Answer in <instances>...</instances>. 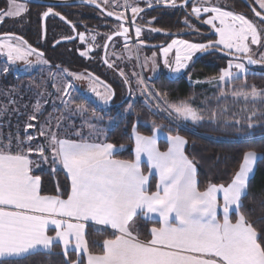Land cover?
<instances>
[{
	"label": "snow or ice",
	"instance_id": "snow-or-ice-1",
	"mask_svg": "<svg viewBox=\"0 0 264 264\" xmlns=\"http://www.w3.org/2000/svg\"><path fill=\"white\" fill-rule=\"evenodd\" d=\"M83 2L94 4L101 12L120 21L118 31L108 35L107 40L110 41L112 35L125 36L127 39L129 28L124 25V21L128 17L124 11H106L98 0ZM108 2L109 0H103L104 5ZM156 3L177 6V0H156ZM255 4L259 10L254 7L253 12L259 17L261 24H264V0H255ZM113 7L130 10L133 25L143 11L140 7L129 4L128 0H124L123 4L113 0ZM23 11L25 8L22 4L10 0V10L6 14L19 16ZM201 12L214 14L203 22L213 26L218 38L209 44L173 40L161 50L165 66L170 71L180 72L187 67V62L196 52L217 45L229 50L226 55H233L237 61H230L228 67L221 70L220 83L231 82L237 73H246V65L264 64V53L260 54L259 60L255 59L248 43L250 41L251 45H261L264 27L258 26L243 14L222 10L218 5L209 3V0H201L199 5H193L192 13L197 19ZM42 15H59L61 20L69 23L51 7ZM214 21H218L220 26L217 27ZM73 30L75 31L74 25ZM135 30L139 37L142 29L137 26ZM150 30L161 31L154 27ZM78 36L82 43L86 42L84 33H78ZM15 39L21 40L18 36ZM91 40L95 42L96 36L92 35ZM21 43L26 44L23 41ZM104 47H108L107 43ZM174 47L175 67H172L167 57ZM0 49H6L2 54L10 62L25 60L28 63L26 57L36 53L39 62L47 63L41 59L43 54L37 53L35 48L22 49L19 45L0 43ZM88 50L91 51V48ZM236 53L243 56H236ZM80 54L87 55L86 52ZM241 60L244 62H240ZM105 63L109 67L113 66L108 60ZM67 74L75 79L84 78L79 74ZM88 76L92 77V74L89 73ZM215 79L214 77L213 80ZM99 83L104 85L103 81ZM125 83H128L126 78ZM138 83L143 84L144 81L140 80ZM72 87L68 83L62 90L63 94L70 97ZM104 87V94L95 87L91 91L107 104L112 93L107 85ZM221 94L224 95L223 92ZM232 94L237 99L242 98L245 103H264V90L255 86L250 89H233ZM63 102L67 105L72 101ZM164 104L169 117L174 113L177 120L198 122L204 118L186 102L172 104L165 100ZM34 108L38 112L39 103ZM75 111L85 113L87 109L78 105ZM253 116L255 112L248 120L251 121ZM210 118L215 119L216 113H212ZM35 119L36 115L29 117V120ZM235 123L239 124L240 121L236 120ZM251 126L249 123V127ZM26 127L31 128L33 125L28 124ZM158 131L157 126L153 125L154 135L141 136L134 129L135 159L131 161L113 159V145L110 143L61 139L55 132H46L43 126L39 134L46 138L47 147L37 145L32 148L30 142L35 138L31 135L26 137L29 142L26 149L19 137L16 138L15 145L11 139L7 144L0 143V258L26 259L37 253L51 254L53 247L59 244L65 260L69 259L70 250L77 256V260L71 261V264H82L79 259L81 253L87 258V264H264V233H258L241 212L242 199L246 197L249 186V174L253 173L258 154L252 150L246 151L239 170L226 186L209 184L204 191H200L195 179L194 164L184 152L186 140L179 135H168V149L161 152L156 146ZM76 135L81 133L77 132ZM33 153L45 163L49 160L46 153H51L53 172L56 171L57 164L62 165L71 182L67 199H62L59 195H41L40 177L32 175L33 161L30 156ZM142 156L147 158L149 173L154 170L158 176L156 190L152 192L147 187L149 176L141 168ZM218 193L223 194L222 221L217 216ZM233 206L235 222L229 217ZM139 216L159 218V226L150 229V239H140L139 233L132 229ZM86 222L103 226L102 230H112V238L103 240L99 253L90 251L85 234ZM50 225L54 226V235L48 234Z\"/></svg>",
	"mask_w": 264,
	"mask_h": 264
},
{
	"label": "trees",
	"instance_id": "trees-1",
	"mask_svg": "<svg viewBox=\"0 0 264 264\" xmlns=\"http://www.w3.org/2000/svg\"><path fill=\"white\" fill-rule=\"evenodd\" d=\"M183 1L181 0L180 2ZM248 1L255 7L254 0ZM197 2L195 1L192 5H196ZM224 3L222 6L224 10H229L237 14L243 13L246 17L250 16V18L255 20L253 15L240 1L226 0ZM137 4L143 8L148 6L147 3L141 0ZM73 10L70 16L74 18L84 16L79 12H73ZM170 11L172 12L169 13ZM186 15L187 13L182 10H158L148 13L149 18L158 17L157 19L159 21L155 22V26L161 29L160 32L166 33L167 35L145 33V37L152 38V41L144 38V42L152 44L155 41L158 43V46H155L156 48L152 50H144H159L169 44L174 38L184 39L196 44H209L216 40V37L210 34L211 29L204 24L203 19H192L190 24L191 26L193 25V29H189L184 19H182ZM30 21L31 45L37 47L38 45L36 46V43L41 44L37 48L42 52L47 64L51 67H60L71 72L75 68L80 70L84 68L89 69V64L85 62V59L76 54L75 41L61 39L59 35L64 34V32L55 31L56 25L51 20L45 23L43 29L40 16L32 12ZM54 21L57 25L60 23L63 26L67 25L66 27L72 28L65 20L56 21L54 19ZM79 21L74 22L77 24ZM153 24L154 22L152 26ZM174 27L183 28L185 29V33L194 32V34L184 37H173L172 35H177L172 31ZM193 37H196V39ZM258 48H263L262 43ZM115 53L117 52L112 51L110 57L108 55L105 57V60L111 63V55ZM207 57L209 58L208 60L206 59ZM207 57L197 61L193 59L183 73V76L177 79L168 77V74L161 73L156 77L145 78L146 83L153 93H160L161 95L159 97L166 99L169 103L179 104L191 100L196 101L201 96V90L189 85L186 80L190 78L191 80L200 81L214 77L217 78L221 70L226 68V62L231 61L219 55H210ZM115 61V63L111 64L117 70L121 68L129 70L128 65H126L127 67L122 65L123 63L118 65L117 63L119 61ZM100 63L104 66L106 65L104 61H100ZM16 74L18 75L16 77L11 74L0 75V87H9L11 85L23 87L25 83H28L35 76L34 73L25 75L16 72ZM243 82L249 88L255 86L257 89L264 90V69L251 70V73L246 75L243 80H236L234 84H242ZM87 98L88 100L84 104L88 103L91 105L90 108H95L94 102L96 104L98 103L96 101L90 102L92 99L89 96ZM128 104L115 102L110 107L106 104L100 105L104 109L103 112L108 113L106 117L116 121L115 126L107 133L105 143L112 144L114 148H124V151L114 156L116 160H133L132 133L134 129L141 136H152L153 127L148 125H156L161 132L167 135H179L186 140L185 155L193 162L196 169L198 189L204 191L209 184L227 185L230 183L235 172L239 170V166L243 161V154L249 150L255 151L258 154L259 160L256 163L254 174L248 182L247 195L242 199L241 212L253 224L258 233H264V206H262L264 205V125L260 126L251 136L246 134L239 137L233 126L218 127L210 123H202L196 126L182 123L173 124L167 118L151 113L140 100L132 104L130 115L116 117L114 113L122 111ZM49 113L50 108L47 106L43 114L38 117L37 125L43 122ZM181 125H184V128ZM158 146L161 152L166 150L164 142L160 141ZM31 168L32 175L40 177L41 195H59L62 199H67V195L70 192V185L61 166L57 165L55 172H53L52 164L40 165L38 168H35V164H32ZM142 171L144 174H148L145 167H142ZM155 186V179L151 177L148 191H155ZM230 219L235 222L236 216L232 214ZM154 226L159 225L157 222L144 221L140 217H137L133 223L134 229L139 233V237L142 240L150 239L149 230ZM85 234L90 251L93 253H99L101 251L104 239L112 238L110 231L102 230L91 225L86 226ZM79 259L84 264L83 259L80 257ZM76 260L77 256L75 253H70L69 259L65 260L60 248L54 246L51 254L37 253L28 256L26 259L2 260L0 264H71V261Z\"/></svg>",
	"mask_w": 264,
	"mask_h": 264
},
{
	"label": "rangeland",
	"instance_id": "rangeland-1",
	"mask_svg": "<svg viewBox=\"0 0 264 264\" xmlns=\"http://www.w3.org/2000/svg\"><path fill=\"white\" fill-rule=\"evenodd\" d=\"M141 1L145 2V0ZM210 1H212V5H218L222 10H224L222 6L225 4L224 2H226V0H209V2ZM138 2H140V0H129L130 4H136ZM200 3L201 0H199L196 5H199ZM255 7L257 10H259L258 5L255 4ZM171 12L172 11L169 13ZM213 15V13L201 12L200 17L204 16L202 18L204 21L211 18ZM246 18L255 22L258 26L264 27V25L256 22L250 18V16H247ZM214 23L217 27L220 26L218 21H214ZM187 25L189 29H193V25L191 26L190 23ZM206 25L211 29L210 34H213L217 39L218 37L213 26L209 24ZM172 31L177 35L185 33V29L180 27H174ZM193 38L196 39V37ZM173 40L187 41L180 38H174ZM0 43L7 44L11 42L8 40H3ZM248 43L250 47H253L250 42ZM127 45L128 47L123 49L122 59L119 58L120 55L117 53L111 55V63H115V60H117L119 61L117 63L118 65L120 63H123L122 65L125 66L128 65L134 84L131 94L132 103H129L122 111L114 113L116 117H126L130 115L132 104L135 102V100H140L151 113L158 116H163L173 124L182 123L196 126L202 123H210L218 127L233 126L234 129H236L239 137H242L246 134L251 136L260 126L264 125V103L260 101L255 103L249 101L248 103H245L242 98L237 99L232 94L233 89L239 90L244 87L249 88L245 82L242 84H234V81L239 79L243 80L246 75L251 73L250 70H248L246 73H237L231 82L225 83H220L219 77H217L215 80L211 78L200 81H195L188 78L186 80L187 83L195 88L200 89L201 96L196 101L191 100L186 103H188L190 107L195 109L204 118L201 121L192 122L190 120H177L175 119L174 113L172 117H169L168 111L164 110L166 107L164 101L166 99L153 93L146 83L145 78L146 75H148L145 73L146 67L148 72L149 70H152V73L149 72L151 75L155 69L154 66L151 67L148 65V53L141 48H136V43L131 37L128 40ZM262 45L264 47V40H262ZM258 46L259 45H256L253 48H255L257 52L264 53V48L260 49ZM177 47H179V45H177ZM209 48H217L226 53L229 51L227 49H223V47L219 45ZM4 51H6V49H0V75L11 74L15 77L18 76L16 74L15 68L6 63L9 60L6 55L2 54ZM173 53L174 55L176 54V47H174L168 54L167 59L172 67H175V59L174 62L171 59L173 57ZM160 54H162L161 51ZM235 55L241 57L243 56V54L240 53H236ZM154 57V54H152L150 60ZM206 59L208 60L209 58L207 57ZM259 59L260 55L257 57V60ZM188 62L187 67L189 66ZM229 62L230 61L226 62V68L228 67ZM232 62L235 63L237 61ZM35 64H38V66ZM187 67L182 68L180 72H172L169 70V68L168 71L171 75V78L177 79L183 76V73ZM5 69L7 70L5 71ZM32 71H34L33 73L35 74L34 78H32L28 83H25L23 87H16V85L0 87V143L7 144L9 139H11L12 144L15 145L17 142L16 138L19 137L20 141L24 142L23 147L26 149L29 146V142L26 141V137L31 135L35 138L30 142L32 148H35L37 145H43L47 147L46 138L39 134L42 126L46 132L49 134L55 132L61 139H87L90 142H105L107 133L115 126L116 121L106 117L108 113L103 112L104 109L100 107V105L105 104L104 102H97L98 104L94 102L95 108H90L91 105L88 103L84 104V102L88 100L87 97L90 95V91L79 88L83 82L81 79H74V76L68 75L67 73H73L69 70L61 69L60 67H51L47 63L39 62L37 56L34 58L32 57L30 66L26 70V75ZM140 80H143L144 83H138ZM68 83H71L73 86L70 97L65 96L62 91ZM145 88H147V91H144ZM222 92L224 95L221 94ZM91 99L92 101L90 102H93L96 98L92 97ZM66 100H70L72 102L66 105L63 102ZM37 103L40 105L38 112L35 111L34 108ZM78 105H82L87 109V111L85 113L76 112L75 109ZM158 105H160V107H158ZM47 106L50 108L49 115L43 122L37 125L38 117L43 114ZM253 112H255V116H253L251 121H249L248 117L252 116ZM212 113H216L215 119L210 118ZM31 115H36L37 119L29 120ZM236 120H239L240 123L236 124ZM249 123H251V127H249ZM28 124H32L33 127H26ZM148 126L153 127L151 124ZM181 127L184 128V125H181ZM158 130L159 131L157 133L165 134L161 132L159 128ZM77 132H80L81 135H76ZM15 150V147H13V151ZM46 154L49 156L48 163H45L35 153L30 156V159L33 161L32 164H35V168H38L40 165L44 166L52 164L51 153Z\"/></svg>",
	"mask_w": 264,
	"mask_h": 264
},
{
	"label": "flooded vegetation",
	"instance_id": "flooded-vegetation-1",
	"mask_svg": "<svg viewBox=\"0 0 264 264\" xmlns=\"http://www.w3.org/2000/svg\"><path fill=\"white\" fill-rule=\"evenodd\" d=\"M57 1H63V0H57ZM196 1H199V0H196ZM98 2L101 3V5L106 9V11H121V8L116 9L113 7V0H109L107 5H104L103 1H98ZM117 2L122 4L121 0H117ZM211 2L212 1H210L209 3ZM15 3L22 4L25 8V11L21 12L19 16H8L6 13L10 10V0H0V13H3V15H0V42H2L3 40H8L11 42V44L19 45L22 49L26 47H31V48H35L37 50V53H42L38 49L39 48L38 46H41V44H37V43L35 44L36 46L38 45L37 46L38 48L31 45L30 17H31L32 12L38 14L41 18V25H42V19H43L42 14L46 12L50 6L44 7V6H38V5H31V4L20 2V1H15ZM128 3H129V0H128ZM180 3L181 2L177 4H180ZM192 4L188 6L185 9V11L182 10L183 12L187 13L186 17L184 16L182 18L184 19L185 23L187 21L186 24L191 23L192 19L201 20L204 17L203 16L197 19L194 16V14L192 13V7H193ZM133 5L140 7L137 3L136 4L133 3ZM148 7H149V4L147 7H144V8L140 7V8L146 9ZM51 8L53 9L55 13H59L60 15H63L65 19L69 22V24L72 26V28L66 27L67 25L63 26L60 23L57 25L54 19L56 21L61 20L59 15H49L46 18L45 23L48 20H51V22L56 25L55 31H58L61 33L64 32V34L59 35L61 39L68 40V41L70 40L75 41L74 44H75L76 54L80 57H83L85 59V62L89 64V69L84 68L80 70L78 68H75L72 71L73 73L79 74L80 76L84 77L81 79L83 82L81 83L79 88L90 91L89 97L96 98L94 101L103 102L95 93L91 91V89L95 87L98 92H100L101 94H104L106 91L104 85H107L108 88L111 90L112 97L106 105L110 107L111 104L115 102L132 103L131 94H132V88L134 87V84L131 78L132 77V75L130 74L131 72L129 70H126L125 68H121L117 70L114 66L109 67L107 64L104 66L100 63V61L101 62L103 61L102 57H103V52L105 49L104 45L108 41L106 37L118 31V24L120 22L112 21L108 19L106 16H104L99 9L88 7V6L87 7L86 6H73V7L53 6L52 7L51 6ZM72 10L73 12H79L80 14H83L84 16L76 17V18L72 17L70 16V13ZM178 10H181V9H178ZM153 12H156V11H153ZM240 14H243V13H240ZM243 15L246 17L245 14ZM132 18H133V14L130 11V15L127 20H131ZM157 18L158 17L149 18L148 13L142 14L138 18L135 26H133L132 28L128 27L129 32L127 33V39L125 38V36L112 35V37L114 36L116 37L108 44V47L106 48L105 57H107L108 55L110 56L112 51H116L118 55H120L119 58L122 59L123 49L126 48V44L128 40L130 39V37L136 43V46H137L136 48H141L142 50L144 49L149 50V48H147L144 45L158 46L157 45L158 43L155 41L151 44V43H146L143 40L144 38H147L146 40L149 39L148 36L145 37L146 35L145 33L153 34L152 32H149L146 29H151L153 28V26L156 28L155 22L159 21ZM74 21H79V23L77 22L76 24ZM149 22H151V24H149ZM153 22L154 24L152 26ZM73 25L75 26V31L73 30ZM137 26L142 29L141 35L139 37H137L136 30H135ZM78 33L85 34L86 42L84 43L81 42V40L79 39ZM92 35L96 36L95 42L91 40ZM17 36L20 37L21 40L19 41L16 40L15 37ZM151 39H149V41H152ZM21 41L26 42V44H22ZM167 45L163 47H167ZM89 48H91V51L88 50ZM162 48H160L159 50H153V51L145 50L148 53V56H147L148 65H150L151 67L154 66L155 68L152 75L150 74L152 73V70H149L150 73L146 75L147 79L151 77H156L161 73L162 74L169 73L168 67L165 66L164 61L162 62V59L160 56V50ZM81 52H86L87 55L82 56L80 54ZM152 54H155L154 55L155 57L150 60ZM35 56H37L36 53H33L32 55L27 56L26 60L28 61V63H26L25 60H17L15 62L7 61L6 63L14 67L16 72L26 75V70L30 66V61L32 57L34 58ZM41 59L45 60L43 56ZM171 59L174 62L173 57ZM35 65L38 66V64H35ZM35 70H36V67H35ZM33 72L34 71H32L31 73ZM121 72H123V75H121ZM31 73H29L28 75H30ZM89 73L92 74V77L88 76ZM93 77L97 79H93ZM125 78L128 80V83H125ZM100 81H103L104 85H101L99 83ZM136 101L137 100H135V102Z\"/></svg>",
	"mask_w": 264,
	"mask_h": 264
},
{
	"label": "water",
	"instance_id": "water-1",
	"mask_svg": "<svg viewBox=\"0 0 264 264\" xmlns=\"http://www.w3.org/2000/svg\"><path fill=\"white\" fill-rule=\"evenodd\" d=\"M15 1H20V2H25V3H28V4H31V5H38V6H44V7H53V6H62V7H73V6H88V7H92V8H96V9H99L101 11L100 8H97L94 4H86L83 2V0H63V1H57V0H15ZM196 0H184L183 2H181L180 4H177L176 7H171V6H166V5H161V6H151V7H148L146 9H143V11H141L139 13V17L142 15V14H146V13H150V12H153V11H158V10H178V9H181V10H184L190 6L192 3H194ZM240 1L241 3H243L245 5V7L249 10V12L253 15L254 19L261 24L260 20H259V17L255 16L254 12H253V6L250 4V2L248 0H238ZM183 5V6H181ZM104 16H106L108 19L112 20V21H116V22H120V21H117L114 17H111V16H108L106 14V12H101ZM48 17V16H47ZM47 17H43L42 19V27L44 29V26H45V21H46V18ZM138 17V18H139ZM138 18H136L135 20V24L138 20ZM132 19L131 20H125L124 21V25L129 27V28H132L133 26H135V24L133 25L131 23ZM264 25V24H262ZM147 31L149 32H152L153 34H158V35H167L166 33H163V32H153L151 31L150 29H146ZM194 32H190V33H184V34H180V35H172L173 37H178V36H181V37H184V36H187V35H193ZM116 36L112 37V39L109 41H107V45L115 38ZM146 46L147 48H149L150 50L152 49H155L156 47L155 46H148V45H144ZM105 55H106V49H104V52H103V61L105 62ZM210 55H219L221 57H224L228 60H231V61H236L234 59V56L233 55H226V52H223L217 48H209V49H206L204 51H201L199 52L195 57H194V61H197L199 59H202V58H205L207 56H210ZM240 62H244L243 60H241ZM246 67L248 68V70H255V69H264V64H255V65H246ZM168 77H170L169 73H168Z\"/></svg>",
	"mask_w": 264,
	"mask_h": 264
},
{
	"label": "crops",
	"instance_id": "crops-1",
	"mask_svg": "<svg viewBox=\"0 0 264 264\" xmlns=\"http://www.w3.org/2000/svg\"><path fill=\"white\" fill-rule=\"evenodd\" d=\"M254 5H255V0H254ZM250 42V41H249ZM254 46H256V45H253V47ZM253 47H251V49H252V53H253V55H254V58L255 59H257V57L261 54V52H257L256 50H255V48H253ZM264 48V47H263ZM162 50V49H161ZM160 50V51H161ZM162 52V51H161ZM199 52H201V51H199ZM199 52H196L193 56H192V59L199 53ZM160 56H161V59H162V62H163V55L162 54H160ZM175 59V55H174V53H173V60ZM191 59V60H192ZM191 61H189L188 62V64L190 63ZM174 65H175V63H174ZM185 72V71H184ZM145 73L146 74H148L149 72H148V69H147V67H146V70H145ZM170 75V74H169ZM170 77H171V75H170ZM153 135H154V132H153ZM167 137H168V135L166 134H162V133H157V135H156V146H157V148L159 149V146H158V144H159V142L160 141H162V142H164L165 143V151H167V149H168V140H167ZM69 140H73V141H76V142H80L81 140H79V139H69ZM132 141H133V160L135 159V152H134V148H135V140H134V137H133V133H132ZM100 143H105V142H100ZM185 146H186V144H185ZM185 146H184V149H185ZM122 151H124V148H114L113 147V159H114V156L116 155V154H118V153H120V152H122ZM160 151V150H159ZM259 160V157H258V159H257V161ZM257 161L254 163V165H253V173H250L249 174V180L251 179V177L253 176V174H254V171H255V166H256V163H257ZM59 165V164H58ZM59 166H61V168H62V170L64 171V174H65V176L67 177V173H66V171L63 169V167H62V165H59ZM31 167H32V165H31ZM142 167H145L146 169H147V171H148V174H145V175H147V176H149V181H148V185H147V187H148V190H149V185H150V178L151 177H153L154 179H155V182H156V184H157V182H158V176H156L155 175V173H154V170H152V173L150 174L149 173V168H148V165H147V158L146 157H144V156H142L141 157V168ZM233 178V177H232ZM195 179H196V175H195ZM68 182H69V185H70V190H71V182H70V180L68 179ZM226 186V185H225ZM155 190H156V186H155ZM217 203H218V208H217V216H218V219H220L221 221L223 220V194L222 193H218L217 194ZM232 214H234L235 216H236V213H235V208H234V206H233V208L230 210V212H229V217L231 218V215ZM142 220H144V221H149V222H157L158 223V217H156L155 219H152V218H145L144 216H139ZM72 222H74V221H72ZM87 225H91V226H94V227H97V228H99V229H103V226H100V225H95L94 223H92V222H86V226ZM86 226H85V232H86ZM132 229H133V231L134 232H136V230L134 229V227H133V225H132ZM108 231H110V232H112V230L109 228V229H107ZM48 234L49 235H54L55 234V230H54V226H49V231H48ZM149 234H150V230H149ZM57 247H59L60 248V250H61V252L63 253V249H62V246H60L59 244H57L56 245ZM70 253H74V252H72L71 250H70ZM64 254V253H63ZM80 258H82L83 259V261H84V264H87V258L85 257V256H83V254L81 253V255H80ZM2 260H18V259H16V258H0V261H2Z\"/></svg>",
	"mask_w": 264,
	"mask_h": 264
},
{
	"label": "built area",
	"instance_id": "built-area-1",
	"mask_svg": "<svg viewBox=\"0 0 264 264\" xmlns=\"http://www.w3.org/2000/svg\"><path fill=\"white\" fill-rule=\"evenodd\" d=\"M122 1V4H123V2H124V0H121ZM181 0H177V3H179ZM146 2L149 4H151V5H153V6H161V5H165V4H163V3H156V0H146ZM121 11H124L125 12V15L127 16V17H129V15H130V10H128V9H124V8H121Z\"/></svg>",
	"mask_w": 264,
	"mask_h": 264
}]
</instances>
